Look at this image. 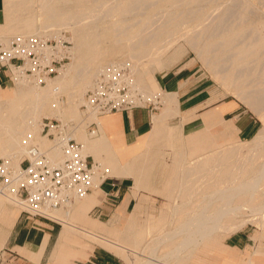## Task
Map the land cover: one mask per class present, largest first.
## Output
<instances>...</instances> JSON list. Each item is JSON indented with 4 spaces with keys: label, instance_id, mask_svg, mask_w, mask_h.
<instances>
[{
    "label": "bare ground",
    "instance_id": "bare-ground-1",
    "mask_svg": "<svg viewBox=\"0 0 264 264\" xmlns=\"http://www.w3.org/2000/svg\"><path fill=\"white\" fill-rule=\"evenodd\" d=\"M219 1L3 0L0 45H6L15 33L55 38L59 42L64 38L61 31L65 29L70 31L67 39L73 46L68 49L71 61L60 68L58 76L46 79L44 85L39 78L16 75L13 90L0 87L1 158L16 167L21 157H25L28 146L36 143L55 162L62 157L61 142L73 138L82 144L84 154L94 157L99 169L106 168L112 176L134 178V190L128 193L118 212L143 186L142 180L150 171L152 161L148 149L153 136L163 133L157 140L161 138L168 143L179 159L174 170L176 176L173 177L174 172L164 192L171 199L166 226L149 229L147 239L143 232L132 245L120 240L118 233L123 229L115 219L103 223L99 227L101 231L85 228L87 209L100 200L95 190L66 210H47L54 221L57 220L55 212L66 214L63 219L58 218L63 229L51 256H67L72 236L81 234L93 238L126 264H197L208 258L212 240L224 239L248 223L243 219L246 211L257 215L254 220L264 227V129L252 138L254 147L247 154H240L234 144L225 147L218 136L209 132V126L219 121L226 122L235 131L236 128L230 121H224V111L218 107L201 116L204 128L187 135L179 153L172 145L173 128L164 122L169 116L178 115L176 93L161 91L152 74L154 69L167 66L162 60L163 53L175 44L177 21L182 16L186 21L188 16L187 21L194 20V23L184 28L183 33L190 46L220 75L223 84L256 110H264V14L250 0H229L231 4L227 0L225 7L223 2L218 5ZM174 15L182 16L177 21L170 20ZM183 20L181 23L186 25L188 22ZM169 26L170 29H165ZM58 51L64 52L59 43ZM122 58L130 63L132 84L142 98L154 103L160 98L162 105L160 113L152 115L151 130L130 146L122 142L113 114L100 117L92 110L79 112L86 90L105 63ZM148 63L153 70L145 66ZM63 94H66V104L61 100ZM193 111H187L179 121L180 137L181 124L192 119ZM43 117H54L62 123L63 135L58 140L40 133ZM90 121L97 122L96 133L85 131ZM198 144L204 145L203 150ZM190 145H194L192 150L188 149ZM20 208L16 199L0 198V247L6 242ZM45 244L46 239L36 252H27L36 264ZM249 260L254 264L251 257Z\"/></svg>",
    "mask_w": 264,
    "mask_h": 264
},
{
    "label": "rangeland",
    "instance_id": "rangeland-1",
    "mask_svg": "<svg viewBox=\"0 0 264 264\" xmlns=\"http://www.w3.org/2000/svg\"><path fill=\"white\" fill-rule=\"evenodd\" d=\"M250 1L254 3L255 7L257 8V10H259V12L261 11L260 12L261 14H264V0H250ZM221 2H223V4L225 3V5L223 6L225 7V6H228V3L230 1L227 2V0H223V1L220 0L218 2V5H221L222 4ZM203 4L205 5L206 3L203 2ZM205 6L204 8L207 7ZM175 16L176 15H174V17ZM181 16L178 15V17L176 16L175 18L172 16L171 17L172 19L170 20L174 21L175 19L177 21V18L179 19L181 18ZM187 18L188 16L186 17V21H184L183 20L184 18L182 16V19H179L177 21L178 24L175 25V27L177 26L176 28L177 31L173 28L175 31L174 35L176 37L175 44L174 43L173 45L171 44L172 47L171 45H169L168 49L165 50L163 53L162 60L165 63H167L166 64L167 66L165 67L166 69L165 68L164 69H154L153 67L149 66V63L148 65L145 64L146 67L149 66V69H152V70L154 69V71H152V74L155 77L157 83L159 84L161 91L163 92H166V90L162 87V81L165 82L166 80H168L167 78L169 76H170L169 78L170 80L172 78L171 77L172 73L180 68V74L178 75L180 77V121L187 111L194 110L192 119L188 121H184L181 124V129H180L181 137H180L179 131H177L178 130L177 125L171 121L168 124L170 127L173 128V131H172L173 149L180 153V144L182 143L183 145L186 136L191 134L192 132L199 131L204 128V122L201 116L205 112H207L206 110L210 107V105L214 103L215 101L225 100V101H231L232 103L236 104L237 106L240 107V110H244L246 114L252 116L257 121L256 134L246 139L239 138L238 135L236 134L235 129L227 125L226 122H219V121L211 123L208 130L211 134H213V136H218L220 138V141L222 140V143L224 144L223 146L228 147L227 145L231 146L234 144V146L237 147L238 152L240 154L242 155H244L245 153L247 154L254 147V142H251L252 138L255 137L261 129H264V114H263L264 110L263 111L256 110L255 107L251 106L249 102H247L246 99L237 96L235 92L230 90V87L227 84H223L222 80L220 79V75L214 73L213 70L210 67H208L206 60L201 55H199L198 50L193 49L194 47L190 46V42L188 41V39L185 38L186 35L183 33V31H184V28L194 23V20L187 21ZM182 20L188 23H185L186 25H184V23L183 24L181 23ZM2 22L3 20H1L0 23ZM179 24L180 25L182 24L185 27H183L182 25L180 27ZM167 28L170 29V26L165 27V29ZM181 31L183 34H181ZM16 34L18 33H15L13 35H16ZM61 35L64 36L63 39H67V37L70 36V31L68 32V30L63 29L61 31ZM183 36L185 39L183 38ZM48 39L54 40V41L56 40L55 38H48ZM69 46L70 47L73 46L71 41H69ZM125 59L126 58H122L120 59L121 61L117 59L116 62L117 61L125 62L127 61V59L126 60ZM70 61L71 60L69 57V59L65 61V64ZM165 74H169V76L163 78ZM58 75L59 73L51 78H54ZM132 78H134L133 75H132ZM2 80H3V76L2 74H0V81ZM15 81L7 82L2 87L7 88L8 91H11L15 88ZM44 84L45 83H43L42 85ZM172 84H173V81L171 82L170 85ZM159 99L157 98V101ZM61 100L63 101L64 104H66L67 102L66 94L61 95ZM148 102H153V101L148 100ZM142 104L144 105V103ZM147 106L151 107L152 105H147ZM155 106L156 108L153 109L154 114L160 113L162 105L157 104ZM83 111L84 109L81 104L79 106V112L83 114ZM44 118L51 119L54 117H43L42 119ZM230 122L232 126H234L231 120ZM84 129L86 132H89L90 128L88 124ZM45 132L46 130L43 132L40 131L42 135H44ZM62 135H63V132H62ZM158 135L162 136L163 133L157 134V136ZM178 135H179V138L177 137ZM157 136L156 135L153 136L152 138L154 139L153 140L151 139L152 141L150 140L151 143L149 142L150 143L149 146H151L152 144L151 146L152 148L150 147L151 149L150 148L148 149L149 152L151 151L148 157L150 158V161H152L153 163L151 162L152 166L149 165V167L150 166L151 167L149 168L150 171L149 170H148L149 172L147 171L148 172L146 174L147 177L142 180L143 186H141L138 190H136V195L134 196L135 198L131 197L128 204L121 211L119 210L118 212L119 206L121 204V200L119 199L116 205L110 208L108 215L106 216L98 217L92 211L88 212L89 218L96 220V221H102L107 224L110 221H113V219H115L117 221V224L123 229L118 233L120 240L129 245H132L135 242L136 237H138V235H141L143 232H146L145 239H147L149 237V235L147 234V231L149 229L153 228L157 230L159 229L158 226L159 227L161 225L166 226L168 224L166 217L169 216L171 212V199L167 197L164 194V192L166 190V186L171 183L172 181L171 176H173L175 172L174 170L178 166V164H176L178 156L176 158L177 154L172 151V148L171 146H169L168 143H164V141L161 138L160 140H157L158 139L156 138ZM180 138L182 141L180 140ZM49 139H51V137ZM178 139L181 142L178 141ZM54 141H56V139ZM215 143L220 144L221 142L219 143V141H215ZM34 145H38V144L34 143ZM182 145L181 147H183ZM198 145H199L198 148L203 150L204 145L203 144H198ZM192 146L194 145H190L188 149L192 150L193 149ZM39 148L42 151H44L46 155L49 156V153L46 149H43L41 147ZM23 157L24 155L21 157V159ZM175 176H176V172L173 177ZM133 179L132 177L129 179L130 188L129 190L126 191V195L128 193L132 194V191L134 190V184H133L134 180ZM92 191H94V189ZM66 208H62L61 210H66ZM55 213L57 216V220L51 221V222L55 228L57 227L60 230L62 226L59 223L60 222L59 219H63L64 216H66V214L64 212H61V213L55 212ZM116 214H118V220L116 219L117 218ZM23 217H25V214L20 211L18 218H23ZM244 217H245V220L248 221V223L246 222L245 225H243L237 231H235L234 233H231L229 236L225 237L224 239H215L211 241V243L209 244V252H208L209 255H207L208 258H204L203 261H206V260L207 261L209 260L212 262L215 261V264H219L221 262L219 259L223 257L222 254L226 250V246H228L229 244L231 245V248L227 250V253L231 255L228 257L233 261V264H236V262H242L245 264V262L248 260L249 257L253 259L254 264H264V227H261L254 220V218L256 219L258 217L257 215H253L251 212L246 211L244 213L243 219ZM159 218L161 220L165 218V220L161 221ZM35 220L37 221V220H42V219H35ZM158 220L160 221L159 224L161 223L160 225H158ZM94 230L101 231L97 229H94ZM92 239L93 238L88 237V240H89L88 243L90 244L88 247L95 246L93 249L99 252H107L108 254H111L112 256H117L114 253L107 250L105 247L93 242ZM235 242H238V246L234 245ZM4 243H3L4 247L3 245L0 247V251H1L0 254L3 251H5V248L7 246V240ZM51 249H52V245L50 246V248H48L45 254V256H49V257H45L42 260L41 264L49 263ZM91 253L92 252H90L89 254ZM89 254L81 258H73L71 260V264H82V262L89 256ZM115 258L120 262V264H126V262L121 257L118 256ZM58 264H65V262L59 261Z\"/></svg>",
    "mask_w": 264,
    "mask_h": 264
},
{
    "label": "built area",
    "instance_id": "built-area-1",
    "mask_svg": "<svg viewBox=\"0 0 264 264\" xmlns=\"http://www.w3.org/2000/svg\"><path fill=\"white\" fill-rule=\"evenodd\" d=\"M58 43L64 50L58 51ZM69 41L59 42L38 35L16 34L6 45H0L1 84L14 82L16 75L33 76L46 79L59 73L69 59ZM160 101L148 102L132 84V69L129 62H112L102 68L93 84L84 94L83 109L92 110L96 115H106L118 111H129L136 107L153 110ZM144 103V105L142 104ZM147 105H152L148 107ZM89 132L96 133V121L88 123ZM62 124L58 119H42L41 132L45 131L51 140L62 136ZM62 157L52 162L38 146L31 144L16 167L0 157V198H14L22 206L21 212L30 220L43 219L54 221L47 210L66 208L76 200L86 197L96 186L111 176L108 170L99 169L91 156L82 151V144L67 138L60 145ZM95 177L98 179L95 184ZM104 200L110 208L119 200V192ZM98 217L101 207L91 210ZM10 250L5 249L0 259Z\"/></svg>",
    "mask_w": 264,
    "mask_h": 264
},
{
    "label": "crops",
    "instance_id": "crops-1",
    "mask_svg": "<svg viewBox=\"0 0 264 264\" xmlns=\"http://www.w3.org/2000/svg\"><path fill=\"white\" fill-rule=\"evenodd\" d=\"M4 20V13H3V0H0V22ZM180 68L177 69L172 73V80L169 74H165L163 78L168 77L165 82L162 81V87L166 90V92L176 93V100L178 110L180 112ZM162 78V79H163ZM176 80V81H174ZM173 81V84L171 82ZM175 82V83H174ZM4 84H1V87ZM223 106V107H222ZM218 107H222L224 111L222 116L224 121H232L235 128L236 134L239 138H250L254 136L257 132V121L250 115L246 114L244 110H240V107L236 104L232 103L231 101L225 100H218L215 101L210 105V107L206 110L215 109ZM178 115L175 114L172 117L169 116L165 119V124H169L170 121L175 123L176 125H180V113ZM114 115V121L118 127V132L122 138V142L130 146L134 144L137 139L146 133H148L152 128V115L154 114L153 110L148 109L147 107H136L129 111H118L110 113ZM109 115V114H106ZM105 116V115H101ZM94 160L92 155H89ZM131 177H120V176H111L110 180H106L104 183L100 184V186L96 187L98 195H100V200L91 205L87 209L88 212L92 210L94 206L99 205L101 207V215L106 216L110 210V207L104 203V200L110 199L112 193L115 191L119 192V199L121 200V204L119 208L123 205L126 199V191L129 190V179ZM91 191L90 193H92ZM89 193V194H90ZM136 195V191H135ZM99 216V217H100ZM104 222L96 221L88 216V220L85 221V228H93L100 230V226H102ZM62 226V224H61ZM63 226L60 230L52 224L49 220H30L26 217L17 218L14 225L10 229V232L7 237V246L5 249L10 250V252H6L5 256L2 257L3 260L0 259V264H36L31 256L27 254V252H36L39 249L46 239V244L44 247V251L42 256L39 258V264L42 263V260L45 257L46 251L52 245V249L50 252V264H58L59 261L65 262V264H71V260L73 258H81L84 256H89L82 262V264H120V262L115 258L117 256H112L107 252H99L93 249L95 246L88 247L90 244L88 243L87 235H74L72 236V242L68 245V254L67 256H51L53 247L56 244L57 238L61 233ZM93 241V240H92ZM95 242V241H93ZM99 244L98 242H95ZM100 245V244H99ZM234 245L238 246V242H235ZM24 246V247H23ZM231 248V245L228 244L226 246V250L222 254V258L219 260L221 261L219 264H233V261L228 257L231 256L227 253V250ZM19 249H24L22 252ZM70 255V256H68ZM30 259V260H29ZM248 260L245 264H252ZM253 261V259H252ZM197 264H215V261H200ZM236 264H244L242 262H236Z\"/></svg>",
    "mask_w": 264,
    "mask_h": 264
}]
</instances>
